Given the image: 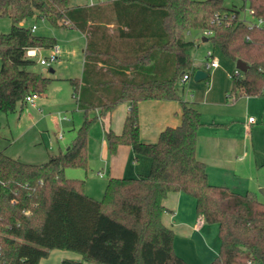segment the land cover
<instances>
[{
    "label": "trees",
    "instance_id": "obj_1",
    "mask_svg": "<svg viewBox=\"0 0 264 264\" xmlns=\"http://www.w3.org/2000/svg\"><path fill=\"white\" fill-rule=\"evenodd\" d=\"M246 1L255 17L264 18V0ZM217 14L229 21H216ZM38 17L58 28H75L86 38L82 77L70 80L85 118L70 148L45 163L0 152V264H40L53 250L82 256L61 264H188L175 252V233L162 220L171 193L195 198L198 214L208 225H218L219 255L210 264H264V203L253 193L209 182L208 167L197 157L202 114L179 94L196 46L187 37L210 31L204 37L225 58L249 65L245 74H230L228 99L263 95L264 27L250 30L225 0H110L79 6L70 0H0V18L12 21L11 31L0 34V109L7 114L24 109L29 95L46 96L52 80L33 71L37 61L27 56L29 49L57 46L56 39L36 35L35 25L24 26ZM143 101L179 102L181 124L165 129L156 143L142 142ZM122 104L130 110L118 134L110 122ZM92 110L100 112L112 155L131 146L136 156L151 159L146 176L110 177L102 199L86 193L85 180L65 175L67 167H88Z\"/></svg>",
    "mask_w": 264,
    "mask_h": 264
},
{
    "label": "rangeland",
    "instance_id": "obj_2",
    "mask_svg": "<svg viewBox=\"0 0 264 264\" xmlns=\"http://www.w3.org/2000/svg\"><path fill=\"white\" fill-rule=\"evenodd\" d=\"M101 1L110 0H70L72 6L97 4ZM227 7H236L241 18L251 21L248 15L249 4L246 0H225ZM36 26L35 34L47 38L56 39V44L61 47V57L56 61L52 69L55 73L49 72L50 68L40 64V56L48 57L51 49H41L37 58V64L32 70L45 77L52 78L49 83L47 95L37 97L35 100L37 108L27 104L24 109L18 107L14 113H5L0 109V152L30 164H41L47 162L51 156L64 152L71 146L78 135V130L83 124L85 113L78 109L77 102L73 96L74 90L70 83L71 79H80L83 74V62L86 49L85 36L72 27L58 28L53 26L47 19L41 17L24 22V26ZM12 29V21L9 18H0V34H8ZM188 40H195V47L191 52L192 68L204 70L209 52H213L220 62L218 70L209 69L207 72L212 76L211 86L218 92L232 89L231 73L236 71L235 62L225 58L218 49H215L212 42H203V35L193 31ZM2 59L0 58V70ZM191 71V70H190ZM206 81L195 82L194 77L185 83L179 84V94L183 100L203 101L206 90ZM194 85H202V89L193 88ZM227 94H224L226 100ZM240 98V97H239ZM229 109L223 108L219 111L221 119L235 122L225 130L226 134L234 139L236 145L226 162L230 167L235 168L231 179L236 172L237 177L231 180V184L244 192L250 190L256 193L259 199L264 202V96L262 98H251V104L246 101L228 99ZM250 111V112H249ZM230 115L231 117H228ZM239 116L235 118L234 116ZM247 115L258 119L259 127L248 131L245 129ZM66 117V119H65ZM89 117L94 119L88 134V167H67L65 175L67 178L85 180L92 184L95 191L91 195L102 199L109 179V170L106 164L111 167V161L104 158L101 153L102 140L104 137L103 122L99 110H92ZM209 119V118H208ZM222 133V131L220 130ZM64 139H60V136ZM108 157L112 154L107 149ZM118 159V158H116ZM119 167V163L117 162ZM109 169V168H108ZM103 173V176L99 172ZM209 229L217 225L208 226ZM62 250L50 253L48 258L43 259V264H61V257L58 256ZM69 253H74L67 251ZM77 255V254H76ZM90 264V263H86Z\"/></svg>",
    "mask_w": 264,
    "mask_h": 264
},
{
    "label": "crops",
    "instance_id": "obj_3",
    "mask_svg": "<svg viewBox=\"0 0 264 264\" xmlns=\"http://www.w3.org/2000/svg\"><path fill=\"white\" fill-rule=\"evenodd\" d=\"M202 41L208 42L209 40L203 36ZM57 46L61 51V47L59 45ZM219 68L212 70L215 71ZM50 71L51 70H49V72ZM211 78L210 82H206L207 84L205 83L206 90L204 92L203 101L198 99L197 101L185 100L191 104H194L195 107L201 112L202 121L204 123L198 133L197 157L206 163L208 167V178L211 184L228 187L232 191L240 194L253 193L256 195V193L251 192L248 189L244 192L241 190L240 192V188L238 189L237 186L231 184V180L234 179V176L236 178L237 174L234 172V175L231 179L232 172L236 170H234L235 168L227 165L226 162L229 161L227 158L229 153L231 154V150L236 145V143L234 142V139L227 135L223 130H225L235 121H226L224 119L218 118L220 117L219 111L223 110V108L229 109L231 107L228 100V90H224V93L218 92L214 86H211ZM200 86L201 87H199V85H194L193 88L199 87L202 89L203 86ZM224 94H227L226 100L224 99ZM263 96L264 94L253 97L262 98ZM253 97L242 95L240 98H238V100L235 101V103L238 101H246L247 105H250L251 98ZM37 107L38 106L36 105L35 108ZM129 110L130 108L128 104H122L112 114L110 127L116 133L120 134L122 132L124 121ZM181 112V105L177 101L140 102L139 116L141 141L145 143H156L160 134L165 129L169 127H177L181 124ZM227 116L231 117L230 115ZM246 116L247 115L243 117V119H245L244 125L246 130L251 131L259 127L258 119L255 118V123H249L248 119L252 116H249L248 119ZM234 117L240 119L238 115ZM262 122L264 123V121ZM103 130L105 138L102 140L101 153L104 158H107L111 161L112 166L109 167L106 164L105 167L107 168V171L109 170V178H137L149 174L151 169V159L145 156H136L131 146H121L116 155H112L111 158L108 157V143L106 140L104 125ZM69 148L70 146L67 149ZM117 162L119 163V167L117 166ZM99 174L103 176L101 171ZM93 191H95L93 185L87 184L86 193L91 196L94 195ZM257 198L259 201H261L258 196ZM164 204L167 208V211L164 213L162 220L164 225L168 228H171L175 233V252L184 260H186L188 264H210L219 255V228L218 230L215 228L209 229L208 226L212 225H208L204 219L202 222L200 221L201 214H198L196 210L195 198L185 193L169 194L164 201ZM61 252L62 253H59L58 255L61 257V262L65 258L78 261L82 260V256L77 253H69L64 250ZM43 262L44 261L41 260L40 264H43Z\"/></svg>",
    "mask_w": 264,
    "mask_h": 264
},
{
    "label": "built area",
    "instance_id": "obj_4",
    "mask_svg": "<svg viewBox=\"0 0 264 264\" xmlns=\"http://www.w3.org/2000/svg\"><path fill=\"white\" fill-rule=\"evenodd\" d=\"M92 4H94V3H92ZM248 15L252 18L251 21H248L246 18H241V19L249 25L250 30H252L254 28L264 27V18L255 17L254 11L250 8H249ZM232 18H235V17H232ZM228 19L229 18L227 15H225V16H221L220 14L216 15V21L226 22V21H229ZM35 30H36V26L33 27V31H35ZM211 34H212V32H210V31L203 32V36H205V37H209V36H211ZM40 51H41V49H39V48L29 49L27 51V56L29 58H33V59L37 58L40 54ZM60 53H61V51H60L59 47L55 46L51 49L50 55L48 57L40 56L39 62L41 65L51 68L53 66V64L59 60ZM205 66H206V68L204 70H206V71L209 69H217L220 67L219 60L215 57L213 52L208 53ZM197 70H199V68H192L190 72L185 73L183 76V81L186 82V81L190 80L192 77H194ZM234 74L240 75L241 72L239 70H236L234 72ZM37 97H38V95H36V94L29 95L26 98V102L28 104H31L33 107H35L36 106L35 100ZM65 119H66V117H65ZM248 121H249V123H255L256 119L254 117H250L248 119ZM60 139H63L62 135L60 136ZM203 219H204V217H203V215H201L200 221L202 222ZM249 264H257V263L250 262Z\"/></svg>",
    "mask_w": 264,
    "mask_h": 264
},
{
    "label": "water",
    "instance_id": "obj_5",
    "mask_svg": "<svg viewBox=\"0 0 264 264\" xmlns=\"http://www.w3.org/2000/svg\"><path fill=\"white\" fill-rule=\"evenodd\" d=\"M236 68L239 70L242 74H245L249 70V65H247L245 62L242 60H238L236 62ZM51 73H54V70L51 69ZM209 77V73L206 70L199 69L196 71L194 75V80L195 82H201L207 80Z\"/></svg>",
    "mask_w": 264,
    "mask_h": 264
}]
</instances>
